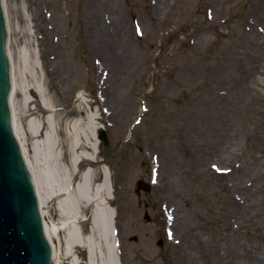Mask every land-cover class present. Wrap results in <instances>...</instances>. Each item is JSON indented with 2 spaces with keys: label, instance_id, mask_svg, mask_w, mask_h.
<instances>
[{
  "label": "rangeland",
  "instance_id": "374dc122",
  "mask_svg": "<svg viewBox=\"0 0 264 264\" xmlns=\"http://www.w3.org/2000/svg\"><path fill=\"white\" fill-rule=\"evenodd\" d=\"M107 1L100 12L99 0H5L27 88L13 106L49 220L61 222L42 178L54 133L74 181L107 171L122 264H264V0ZM91 115L82 132L99 136L97 163L75 168L70 125Z\"/></svg>",
  "mask_w": 264,
  "mask_h": 264
},
{
  "label": "bare ground",
  "instance_id": "6f19581e",
  "mask_svg": "<svg viewBox=\"0 0 264 264\" xmlns=\"http://www.w3.org/2000/svg\"><path fill=\"white\" fill-rule=\"evenodd\" d=\"M99 1L100 4L97 2L100 8L98 10L101 12V10L104 11L106 9L109 2L107 0ZM3 9L7 11L5 0L3 1ZM9 53L10 51H8V54ZM9 56L12 58L11 53ZM11 62L13 86L10 90L9 100L12 104L13 131L20 148H22L21 150L23 151L25 162L31 172L32 180L39 196V214L42 219L45 233L55 241L53 250L55 259L52 261V264H59L63 262L65 258L63 256L61 259V256L58 255L61 245L59 237L61 230L63 232V249L67 255V259H70L69 262H67L68 264H80L78 263V256L75 253L76 247L85 249L88 264H121V246H123L122 235L115 229L117 226L114 224L113 220L114 208L110 201L114 196L110 187L107 171L104 170V177L102 181L97 184L95 183L96 170L91 167H88L84 173L74 181V173L69 169L62 170L59 166L60 158L54 133L49 135V173L43 174L42 178L49 188V197L51 200L55 199L57 201L56 209L61 222L57 223L49 220L46 201L39 184L37 170L32 159L27 154L25 145L26 132L19 124L13 106L15 92L22 94L23 98H25L24 96L27 88L23 85L20 88L17 87L13 59H11ZM29 91L35 94L33 89ZM25 100L27 107L33 99L29 97ZM50 108L53 110L49 105V109ZM26 112H30V109H27ZM143 112L144 107L142 106L141 113ZM29 114H27V116H29ZM92 121H96V115H91L87 120L77 118L74 123L70 125L72 136L68 148L74 155L71 159V163L75 168L85 159L93 162L98 158L97 155L100 145L99 136L95 133L94 136L91 135V132L88 130L84 133L82 132V126L84 124L89 125ZM28 128L30 133L35 137L41 135L40 126L35 124V122L30 120L28 122ZM98 130L99 129H97L96 132H98ZM85 207L91 209V216L89 219L91 231L87 235H85L80 228V223H84V215L82 212L85 210ZM256 262H259L258 258Z\"/></svg>",
  "mask_w": 264,
  "mask_h": 264
},
{
  "label": "water",
  "instance_id": "95a60500",
  "mask_svg": "<svg viewBox=\"0 0 264 264\" xmlns=\"http://www.w3.org/2000/svg\"><path fill=\"white\" fill-rule=\"evenodd\" d=\"M7 48V17L0 0V264H52L51 238L39 214L38 194L11 126L13 82ZM101 138L108 144L104 131ZM141 189L149 190L150 185L141 182L137 192Z\"/></svg>",
  "mask_w": 264,
  "mask_h": 264
},
{
  "label": "flooded vegetation",
  "instance_id": "af4514ba",
  "mask_svg": "<svg viewBox=\"0 0 264 264\" xmlns=\"http://www.w3.org/2000/svg\"><path fill=\"white\" fill-rule=\"evenodd\" d=\"M77 249H75V252L77 251V255L79 254V253H81L82 254V249L81 248H78V247H76Z\"/></svg>",
  "mask_w": 264,
  "mask_h": 264
}]
</instances>
